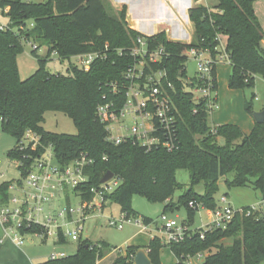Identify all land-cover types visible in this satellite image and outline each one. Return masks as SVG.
Wrapping results in <instances>:
<instances>
[{"label": "trees", "instance_id": "trees-1", "mask_svg": "<svg viewBox=\"0 0 264 264\" xmlns=\"http://www.w3.org/2000/svg\"><path fill=\"white\" fill-rule=\"evenodd\" d=\"M254 2L217 0L212 7L194 4L188 9L193 36L190 42H182L170 40L165 30L149 36L141 34L129 26L126 6L116 10L108 0H45L39 3L0 0L2 6L9 7L12 28L27 20L34 23L24 35L14 29L0 30V119L3 132L16 138L8 157L27 164L38 154V151L32 152L29 157L27 150L17 149L18 139L27 130L37 133L43 143L52 144L59 164L68 163L80 154L87 155L93 160L84 169L87 179L73 191L82 201L91 200L93 190L101 187L103 175L111 171L119 186L103 193V201L118 204L126 217L134 213L131 209L134 194L149 202H165L164 211L184 206L190 219L197 204L215 209L213 194L217 182L230 173L232 179H225L228 187L250 184L264 191V121L254 122L247 134L236 124L210 126L205 100L195 101L192 93L195 84L203 81L196 75L187 78L184 54L185 50L194 48L215 58L221 52L220 36L224 35V52L231 66L228 86L249 87L256 75L264 79V31L255 14ZM137 37H144L150 48L162 46L168 54L151 67L165 71L163 85L177 110L178 147L172 151H146L128 142L114 145L106 140L105 126L97 117L99 105L110 102L119 105L122 101L123 73L134 61L130 49ZM23 38L32 39L38 47H47L45 56H37V49L31 50L37 57L38 67L24 80L19 77L16 63ZM52 52L63 59L90 52L103 56L95 58L87 70L70 63L66 73H60L46 69ZM212 75L216 90L215 67ZM47 111L67 115L76 133L45 130L42 123ZM178 169L188 172L186 187L176 179ZM201 181L204 191L199 194L194 185ZM10 183L0 184V205L7 202ZM177 189L182 192L174 203L172 195ZM190 201L195 207H189ZM141 219L146 225L151 223L148 217ZM41 230V226L31 225L21 232L29 234ZM200 230L194 229L184 241L168 246L163 245L158 236H153L144 246L151 264H161L160 252L164 247H169L176 257L173 264H186L188 256L204 251L206 255L201 264H264V217L258 211L249 215L235 212L225 228L207 230L203 238ZM224 239H231V242L225 245ZM64 242L65 238L59 234L56 243ZM77 242L74 254L50 258L39 264H95L111 250L104 241L92 242L80 237ZM141 248L128 245L125 254L117 253L112 264H134L133 256Z\"/></svg>", "mask_w": 264, "mask_h": 264}, {"label": "built area", "instance_id": "built-area-1", "mask_svg": "<svg viewBox=\"0 0 264 264\" xmlns=\"http://www.w3.org/2000/svg\"><path fill=\"white\" fill-rule=\"evenodd\" d=\"M27 21H29L28 24L25 21L12 28L9 7L0 4V30L14 29L24 35L34 26L31 20ZM23 40L32 41L31 49L39 48L38 43L32 39L23 38ZM130 54L134 61L127 66L123 73L125 82L122 84L124 94L122 101L119 105L110 102L99 105L97 108V117L105 126L106 140L114 145L128 142L146 151L153 149L172 151L178 147L175 130L177 110L163 85L166 78L165 71L151 67L152 64L159 63L168 54L162 46L148 47L144 37H137L130 49ZM184 54L187 59L191 56L196 60L198 69L195 75L203 81L202 84H195L192 88L193 98L195 101L205 100L207 112L211 114L218 108L217 94L213 88L212 69L223 59L228 60L227 55L223 51L212 58L207 52L194 48L185 50ZM51 55H56V53L52 52ZM102 56V53L99 52L78 54L75 56L77 63L74 64L87 70L95 58ZM167 85L170 86V83ZM113 89L114 91L117 89L115 84ZM17 149L20 151L27 150L29 157L32 156V152L38 151V154L32 156L27 164L12 160L16 163V168L19 167L20 177L17 180H11L8 186L7 202L0 205V224L17 244L23 243L25 234L21 230L31 225L41 226L42 230L34 233L41 241L46 240L50 235H55L57 240L59 234H62L64 238L69 236L71 240L77 241L81 237L82 222L85 215L94 208L98 210L102 208L104 202L102 195L111 191V180L115 181L114 185H116V180L112 178L101 184L98 190H93L92 199L82 201L78 208L79 211H82V216L77 222L75 230L63 231L55 218L44 214L45 205L53 197L46 190L55 185L62 189L70 186L74 190L81 182L86 181L84 169L93 160L85 154H80L78 158L68 163L59 164L55 159L52 144L43 143L40 136L31 130L25 131L18 139ZM22 171H25L24 174H21ZM220 202L224 206H216L215 209H212L213 220L204 230L199 231L201 238L204 237V232L207 230L225 228L235 212H244L249 215L251 212L257 211V206L234 211L231 206L226 204L228 202L225 196L221 197ZM259 204L264 205V197ZM189 207H195V203L190 201ZM42 214L43 221H41ZM58 216H63V213L59 212ZM129 217L122 213L120 219H110L108 226L121 229L124 224L132 221ZM161 220L162 223L158 231L160 232L159 239L163 245L168 246L184 241L194 232V229L190 228L186 222L177 223L173 219H168L165 214L161 215ZM133 223L146 227L144 226L146 224L138 217ZM197 255L201 256V252ZM60 256H64L63 253L58 255L53 253L50 258Z\"/></svg>", "mask_w": 264, "mask_h": 264}, {"label": "rangeland", "instance_id": "rangeland-1", "mask_svg": "<svg viewBox=\"0 0 264 264\" xmlns=\"http://www.w3.org/2000/svg\"><path fill=\"white\" fill-rule=\"evenodd\" d=\"M34 3L43 2L45 0H30ZM109 1V0H108ZM203 5L212 7L217 3V0H200ZM261 5H264V0H255ZM111 4V3H110ZM113 7V6H112ZM115 9V8H114ZM27 24L29 21H26ZM192 22L189 19V23H183L182 28L185 33H191ZM158 25L153 24L150 32H155ZM31 40H23L21 42V50L16 57V63L18 68V74L21 79L29 77L38 67L37 57L31 53ZM46 46H41L37 49V56L46 55ZM226 60V59H224ZM70 63H77L75 56L69 59H60L56 55H51L47 61L46 69L50 72L66 73L68 65ZM186 76L190 78L197 72V62L193 57H188L186 63ZM231 74V67L227 64L218 68V85L216 93L220 101L221 109L220 113H230L232 118L237 120H246L253 112L264 111V79L256 75L254 76L253 84L245 88H230L228 86V79ZM247 106H250V110H247ZM215 112V110H214ZM212 112V113H214ZM218 112V113H219ZM248 117V118H247ZM212 115H208V124H212ZM45 130L54 133H66L75 134L76 127L72 120L62 112L47 111L44 114V121L42 123ZM16 138L3 132L1 119H0V184L2 182L17 180L20 177V173L16 168V163L8 157V152L15 146ZM232 174H228L226 177H221L217 182V189L213 194V199L217 207L224 206L220 202L221 197L225 196L227 199L226 204L231 206L234 211H240L241 209L257 206V211L260 216L264 217V205H260V201L264 197V191L259 188H255L253 185H233L228 187L225 183V179L231 180ZM177 181L186 187L189 184L188 172L184 169H178L176 171ZM111 180L112 189L115 190L119 186V181ZM194 190L201 194L204 191L203 182H199L194 185ZM53 195L50 202L45 205V213L55 218L58 225L62 227L63 231H73L77 227V222L80 221L82 211L78 208L82 202L81 198L73 191L70 186L62 189L57 185L52 186L46 190ZM182 189H177L173 195L172 200L177 202ZM16 193V192H15ZM13 193V194H15ZM17 194V193H16ZM96 201L98 199L96 198ZM165 202H149L139 194H134L131 198V209L134 213L129 218L132 219L130 223H126L121 229L108 226L110 219H120L122 213L120 207L111 200H105L102 204V208L98 210L94 208L89 211L84 217L82 222V239H89L92 242L104 241L110 245L111 250L106 253L103 259L98 264H109V261L116 255V253L125 254V248L130 244L136 243H148L153 236H160L158 228L162 223L161 215L165 214L168 219H173L177 223L182 221L186 222L192 229H202L210 224L213 220L212 209L199 204L194 213L189 218L187 210L184 206H180L178 209L171 211H164ZM62 212L63 216H58V213ZM240 213V212H239ZM148 217L151 219V223L145 228L134 224L136 218ZM142 220V219H141ZM41 221H43V214L41 215ZM222 242L227 245L231 242V239H224ZM77 241L71 240L69 236L65 238L64 243H56L55 235H50L43 242L34 233L25 234L23 237V243L21 244L29 256L38 258V262H46L50 259L51 254L72 255L76 251ZM206 251L201 252V256L194 254L186 258V264H201ZM176 260L173 252L169 247H164L160 253L161 264H171Z\"/></svg>", "mask_w": 264, "mask_h": 264}, {"label": "crops", "instance_id": "crops-1", "mask_svg": "<svg viewBox=\"0 0 264 264\" xmlns=\"http://www.w3.org/2000/svg\"><path fill=\"white\" fill-rule=\"evenodd\" d=\"M111 5L116 9H120L122 6H126V19L129 26L141 34L152 35L160 30H165L167 37L170 40L190 42L193 36V24L191 27V33L184 32L183 23H189L188 9L196 3H201L200 0H109ZM202 4V3H201ZM255 14L264 31V5L255 1L253 4ZM153 24L158 25L155 32H150ZM226 44V37L220 36L219 49L224 51ZM264 47V39L262 40ZM229 65L228 60H222L217 63L216 80L218 85V68ZM231 67V66H230ZM217 90V89H216ZM217 94V93H216ZM218 108L212 115V124H236L240 127L244 134L250 132L254 125L253 117H247L248 119L237 120L232 118L230 113H220L221 105L217 94ZM219 112V113H218ZM148 243H136L130 245L141 246L145 249ZM163 249V248H162ZM161 249V251H162ZM120 253V252H119ZM161 253V252H160ZM117 255V253H116ZM116 255H113L109 264H112ZM103 259V258H102ZM102 259L98 260L95 264H98ZM176 260L171 262L175 263ZM38 258L29 256L27 252L22 249L21 244H17L12 240V237L7 233L4 227L0 224V264H39Z\"/></svg>", "mask_w": 264, "mask_h": 264}, {"label": "water", "instance_id": "water-1", "mask_svg": "<svg viewBox=\"0 0 264 264\" xmlns=\"http://www.w3.org/2000/svg\"><path fill=\"white\" fill-rule=\"evenodd\" d=\"M252 117L254 122L262 123L264 121V111L253 112ZM113 173L111 171H107L100 180V183H106L110 179L113 178ZM134 264H151V261L147 255V251L145 249H138L133 256Z\"/></svg>", "mask_w": 264, "mask_h": 264}]
</instances>
